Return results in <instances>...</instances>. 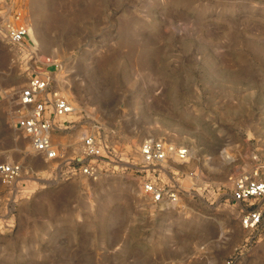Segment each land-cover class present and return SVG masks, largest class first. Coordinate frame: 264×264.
I'll return each instance as SVG.
<instances>
[{
  "label": "rangeland",
  "instance_id": "rangeland-1",
  "mask_svg": "<svg viewBox=\"0 0 264 264\" xmlns=\"http://www.w3.org/2000/svg\"><path fill=\"white\" fill-rule=\"evenodd\" d=\"M74 105L68 160L94 122L138 160L146 138L188 148L178 205L131 171L57 178L14 127L9 98L41 63L0 38V264H264V225L240 226L230 177L264 160V0H5ZM62 87H65L64 89ZM264 179V173L261 174Z\"/></svg>",
  "mask_w": 264,
  "mask_h": 264
},
{
  "label": "built area",
  "instance_id": "built-area-1",
  "mask_svg": "<svg viewBox=\"0 0 264 264\" xmlns=\"http://www.w3.org/2000/svg\"><path fill=\"white\" fill-rule=\"evenodd\" d=\"M0 38L10 47L26 54L29 60L41 63L32 67L25 86L9 97L14 103V127L30 143L34 154L46 161L58 163L57 178L84 176L97 179L99 176L118 171L133 172L140 182L142 193L154 204L178 205L182 180L193 176L179 167L189 160L188 148L168 143L164 139L146 138L137 151L138 160L118 149L108 141L103 125L94 122L85 129L80 138L78 155L68 160L66 147L57 142L59 136L73 127L70 119L75 113L74 105L57 87L50 68H59L57 62L46 58L37 61L36 52L29 39V29L22 23L15 7L7 8L0 0ZM22 173L17 163L0 164V182L10 184ZM264 160L249 171L230 177L231 203L239 209L240 226L254 230L264 225ZM5 199L0 194V208Z\"/></svg>",
  "mask_w": 264,
  "mask_h": 264
},
{
  "label": "bare ground",
  "instance_id": "bare-ground-1",
  "mask_svg": "<svg viewBox=\"0 0 264 264\" xmlns=\"http://www.w3.org/2000/svg\"><path fill=\"white\" fill-rule=\"evenodd\" d=\"M63 89L65 88V87H62Z\"/></svg>",
  "mask_w": 264,
  "mask_h": 264
}]
</instances>
